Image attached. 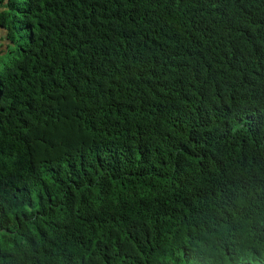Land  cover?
Returning <instances> with one entry per match:
<instances>
[{"label": "trees", "instance_id": "16d2710c", "mask_svg": "<svg viewBox=\"0 0 264 264\" xmlns=\"http://www.w3.org/2000/svg\"><path fill=\"white\" fill-rule=\"evenodd\" d=\"M0 264H264V0H0Z\"/></svg>", "mask_w": 264, "mask_h": 264}, {"label": "crops", "instance_id": "0c3cea01", "mask_svg": "<svg viewBox=\"0 0 264 264\" xmlns=\"http://www.w3.org/2000/svg\"><path fill=\"white\" fill-rule=\"evenodd\" d=\"M2 35V31H0V36Z\"/></svg>", "mask_w": 264, "mask_h": 264}]
</instances>
